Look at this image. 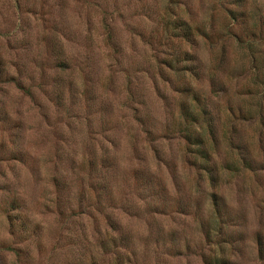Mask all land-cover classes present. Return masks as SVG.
<instances>
[{
	"label": "rangeland",
	"instance_id": "rangeland-1",
	"mask_svg": "<svg viewBox=\"0 0 264 264\" xmlns=\"http://www.w3.org/2000/svg\"><path fill=\"white\" fill-rule=\"evenodd\" d=\"M0 264H264V0H0Z\"/></svg>",
	"mask_w": 264,
	"mask_h": 264
}]
</instances>
